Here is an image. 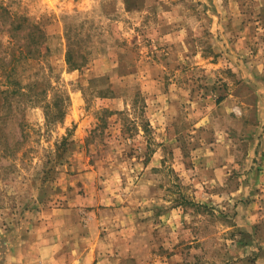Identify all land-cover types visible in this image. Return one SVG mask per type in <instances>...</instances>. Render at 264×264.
I'll use <instances>...</instances> for the list:
<instances>
[{
  "label": "rangeland",
  "instance_id": "374dc122",
  "mask_svg": "<svg viewBox=\"0 0 264 264\" xmlns=\"http://www.w3.org/2000/svg\"><path fill=\"white\" fill-rule=\"evenodd\" d=\"M262 133L264 0H0L2 228L47 216L110 264H264V195L205 188Z\"/></svg>",
  "mask_w": 264,
  "mask_h": 264
},
{
  "label": "crops",
  "instance_id": "0c3cea01",
  "mask_svg": "<svg viewBox=\"0 0 264 264\" xmlns=\"http://www.w3.org/2000/svg\"><path fill=\"white\" fill-rule=\"evenodd\" d=\"M252 107H256V113H258L261 105L256 102ZM256 119L259 120L258 115ZM245 139L251 142L252 147L251 151L248 150L242 155L238 169L234 170L236 175L232 176L233 169L228 155L225 157L220 155L219 163H209L206 166L210 167V176L205 183V188L219 189L218 192L220 191L221 195L222 189H226L225 192L223 191L224 194H228V198L235 196L234 199L243 200L242 206L254 203V198L264 195V133L256 137L251 134ZM207 198L216 200L220 197L214 193L208 194L206 197L208 201ZM249 209L247 206L246 209L240 208L241 211L246 210L243 211L245 212L243 218L246 220L239 216V225L245 221L249 222L248 224L251 222L255 224L256 212L248 211ZM44 218L43 221L31 222L19 228L16 226V228L5 229L2 225L0 226V264H40L41 262L47 264H110L105 254L101 255L103 247H100L97 240H92V237L86 234L85 236L82 233L75 234L73 230L68 231L67 228L57 231L56 228L51 227L49 218L47 216ZM255 229L254 225L250 232L256 231ZM241 230L244 229L241 228ZM238 246L241 249L246 247L245 245L244 247ZM260 250L263 253L264 247ZM261 258L262 256H259V259ZM247 260L246 257L234 264H246Z\"/></svg>",
  "mask_w": 264,
  "mask_h": 264
},
{
  "label": "trees",
  "instance_id": "16d2710c",
  "mask_svg": "<svg viewBox=\"0 0 264 264\" xmlns=\"http://www.w3.org/2000/svg\"><path fill=\"white\" fill-rule=\"evenodd\" d=\"M106 96L105 94H103V97Z\"/></svg>",
  "mask_w": 264,
  "mask_h": 264
}]
</instances>
